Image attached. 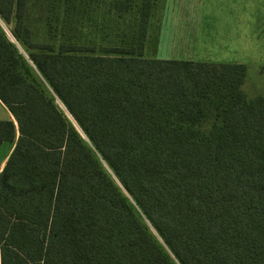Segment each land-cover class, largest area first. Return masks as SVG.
Returning a JSON list of instances; mask_svg holds the SVG:
<instances>
[{"label": "trees", "instance_id": "obj_1", "mask_svg": "<svg viewBox=\"0 0 264 264\" xmlns=\"http://www.w3.org/2000/svg\"><path fill=\"white\" fill-rule=\"evenodd\" d=\"M153 6L45 0L34 42L28 0H0L17 126L0 121V144L19 134L1 264H264V99L244 65L145 58Z\"/></svg>", "mask_w": 264, "mask_h": 264}, {"label": "crops", "instance_id": "obj_2", "mask_svg": "<svg viewBox=\"0 0 264 264\" xmlns=\"http://www.w3.org/2000/svg\"><path fill=\"white\" fill-rule=\"evenodd\" d=\"M158 1L161 4V11L157 15L156 8L154 9V16L150 18L144 46L143 55L148 59L245 66L246 63L236 57L232 56L227 61L224 56L228 52L229 46L231 47L229 53L234 54V51L239 48L241 40L245 41L244 37L240 38L236 29L230 31L229 34L213 35L206 31L205 26L207 24L215 27L238 26L239 22L242 23L241 19L247 15L248 18L258 17L260 19L262 26L260 35L264 34V2H259L258 14L255 7L246 9V0ZM155 5L154 1L153 7ZM252 24H254L253 19L247 23V25ZM228 38L231 41L228 46H224L228 42ZM247 74L246 71V76ZM0 121H11L17 127L13 115L1 101ZM18 137L16 129L13 142L0 144V173L14 150Z\"/></svg>", "mask_w": 264, "mask_h": 264}, {"label": "rangeland", "instance_id": "obj_3", "mask_svg": "<svg viewBox=\"0 0 264 264\" xmlns=\"http://www.w3.org/2000/svg\"><path fill=\"white\" fill-rule=\"evenodd\" d=\"M156 5L152 9V15L154 16V9L156 8V13L158 15L159 11H161V4H159L158 0H154ZM259 2H264V0H246V9L248 7H255L256 12L259 14ZM45 0H28L27 7V16L26 21L32 28L33 41L34 42H44L46 41V29L44 25L45 19ZM263 11V10H262ZM253 19L254 24L247 25L248 22H251ZM242 23L239 22L238 26H221L215 27L210 24H207L205 28L210 34L218 35L229 34L230 31L236 29L240 38L244 37L245 41L241 40L239 48L234 51V54H230V46L228 52L225 53V57L227 61L230 60V57H236L240 61L246 63V71L247 76L245 80V84L243 87V92L245 93L248 99H252L258 96L264 98V34L260 35L262 32V26L260 25V19L258 17L248 18L247 15L244 19H241ZM258 40V41H257ZM231 40L228 38V42L224 44V46H228V43ZM255 42V43H253ZM21 52V51H20ZM23 54V52H21ZM147 57V56H146ZM26 65L30 68V75L33 79L41 84L47 94L50 95V89L44 84V82L40 79V76L36 72V70L30 65L28 61H26ZM248 80V81H247ZM52 94V93H51ZM59 109L64 111L65 115L68 116L67 112H65L63 106L57 101L56 102ZM69 117V116H68ZM70 118V117H69ZM155 235L154 231L151 230Z\"/></svg>", "mask_w": 264, "mask_h": 264}]
</instances>
